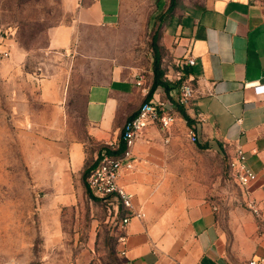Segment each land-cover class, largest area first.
I'll use <instances>...</instances> for the list:
<instances>
[{"label":"crops","instance_id":"obj_1","mask_svg":"<svg viewBox=\"0 0 264 264\" xmlns=\"http://www.w3.org/2000/svg\"><path fill=\"white\" fill-rule=\"evenodd\" d=\"M153 3L152 43L145 63L128 64L120 52L102 63L84 54L88 64H101L98 70L105 66V76L85 88L87 139L74 142L60 170L66 193H71L73 183L79 192L81 185L85 188V170L103 146L121 142L124 124L142 104L174 103L181 80L187 79L194 97L189 105L173 108L177 120L185 119L184 113L197 143L220 147L229 160L241 148L256 179L243 187L242 201L224 205L181 191L170 196L175 191L170 151L174 138L159 125H150L134 146V168L125 169L120 179L146 213L144 218H130L122 228V257L133 264H244L264 257V0ZM66 4L71 21L56 27L50 39L57 51L79 45L81 28L114 29L123 18L124 0ZM189 58L193 65L187 64ZM155 60L168 89L159 85L149 95ZM49 93V100L60 103L68 96L63 90ZM252 203L259 214L252 211Z\"/></svg>","mask_w":264,"mask_h":264},{"label":"rangeland","instance_id":"obj_2","mask_svg":"<svg viewBox=\"0 0 264 264\" xmlns=\"http://www.w3.org/2000/svg\"><path fill=\"white\" fill-rule=\"evenodd\" d=\"M155 9L153 0H124L116 28H81L79 45L57 51L51 34L72 18L66 0H0V264H125L115 198L94 199L74 183L66 193L60 170L74 142L87 139L85 88L105 76L84 54L102 63L120 52L128 64L145 63ZM59 90L66 100H49ZM190 131L178 119L168 135L170 196L242 201L225 152L192 142Z\"/></svg>","mask_w":264,"mask_h":264},{"label":"built area","instance_id":"obj_3","mask_svg":"<svg viewBox=\"0 0 264 264\" xmlns=\"http://www.w3.org/2000/svg\"><path fill=\"white\" fill-rule=\"evenodd\" d=\"M194 62L193 58L187 59L188 65H193ZM193 97L194 88L191 82L187 79H182L174 103L168 100H159L157 102L149 101L142 104L136 115L127 120L123 126L121 141L124 143V150L118 156L104 154L99 164L88 176L87 184L94 197L104 201L115 198L118 203L117 206L119 204L122 206L125 213L121 218V228L125 227L130 218H144L146 215L142 205L136 203L135 194L128 191L120 183L123 171L125 169L131 170L135 166L134 146L136 142L140 139L146 128L153 124L159 125L164 132L170 133L177 121V115L173 111V108L189 105ZM189 138L192 142L197 141V135L193 131H190ZM117 145H110V147L116 148ZM230 166L240 185L243 187L248 186L256 179V174L246 164V159L241 148H238L235 155L230 159ZM251 209L255 214H259L260 212L254 203L251 204ZM125 241L126 237L121 235L119 242L124 244ZM120 253L122 256H125L126 250L122 249ZM125 264L133 263L128 260ZM244 264H264V257L252 258Z\"/></svg>","mask_w":264,"mask_h":264},{"label":"trees","instance_id":"obj_4","mask_svg":"<svg viewBox=\"0 0 264 264\" xmlns=\"http://www.w3.org/2000/svg\"><path fill=\"white\" fill-rule=\"evenodd\" d=\"M161 77H162V75H161L160 70H159V65H158L157 61L155 60V63H154V82H153L151 89L149 91V95H152V93L156 90L157 86H159V85H162L166 89H168L166 82H164L161 79ZM182 115L186 120L189 121L188 117L184 113H182ZM124 147L125 146H124L123 141L119 142L116 148H111L109 145L103 146L102 151L100 152L96 162L91 167H89L88 169L85 170L84 175H83V179H82L83 184H84V187L87 189V192L89 193V195L91 197H93L94 199L100 200V199H98L92 195V193L88 187V184H87L88 176L90 175L91 171L99 164V161L104 154H110L112 156H118L124 150ZM119 209L122 212L121 215L123 217V209H122V206L120 204H119Z\"/></svg>","mask_w":264,"mask_h":264}]
</instances>
